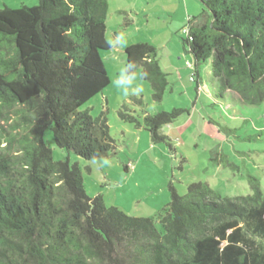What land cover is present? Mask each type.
<instances>
[{
  "label": "trees",
  "instance_id": "obj_1",
  "mask_svg": "<svg viewBox=\"0 0 264 264\" xmlns=\"http://www.w3.org/2000/svg\"><path fill=\"white\" fill-rule=\"evenodd\" d=\"M183 49L192 80L213 105L236 110L264 102V0H200ZM109 0H38L0 8V264H264V191L223 198L207 182L171 201L158 216H131L89 196L82 172L54 160L45 140L88 160L108 155L115 140L105 111L81 108L110 85L102 51ZM125 76L141 68L162 101L169 74L149 42L128 45ZM184 108L143 118L123 105L122 120L146 128L154 142ZM6 125L8 127H6Z\"/></svg>",
  "mask_w": 264,
  "mask_h": 264
},
{
  "label": "rangeland",
  "instance_id": "obj_2",
  "mask_svg": "<svg viewBox=\"0 0 264 264\" xmlns=\"http://www.w3.org/2000/svg\"><path fill=\"white\" fill-rule=\"evenodd\" d=\"M37 4L38 0H0V8ZM204 9L200 0H109L107 37L113 48L102 56L110 85L81 109H89L94 117L105 111L115 149L88 160L60 148L51 129L45 133L54 160L69 159L79 166L89 196L101 194L108 207L117 206L131 216L153 217L159 230L158 216L171 201L170 182L181 195L189 184L207 182L226 198L252 193L253 175L264 191V102L226 110L213 105L192 80L187 61L194 60L183 49V28ZM137 42L153 44L169 74L162 101L154 100L141 68L125 76L126 53L117 47ZM123 105L141 118L174 108L187 112L160 130L165 140L154 142L146 128L121 119Z\"/></svg>",
  "mask_w": 264,
  "mask_h": 264
},
{
  "label": "crops",
  "instance_id": "obj_3",
  "mask_svg": "<svg viewBox=\"0 0 264 264\" xmlns=\"http://www.w3.org/2000/svg\"><path fill=\"white\" fill-rule=\"evenodd\" d=\"M127 47V46H126ZM126 47L125 46H119V47H117V48H119V49H123L124 48V51L126 50Z\"/></svg>",
  "mask_w": 264,
  "mask_h": 264
}]
</instances>
